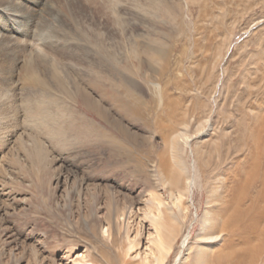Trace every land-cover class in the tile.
Returning a JSON list of instances; mask_svg holds the SVG:
<instances>
[{
    "label": "rangeland",
    "instance_id": "374dc122",
    "mask_svg": "<svg viewBox=\"0 0 264 264\" xmlns=\"http://www.w3.org/2000/svg\"><path fill=\"white\" fill-rule=\"evenodd\" d=\"M249 154L264 0H0V264H214Z\"/></svg>",
    "mask_w": 264,
    "mask_h": 264
},
{
    "label": "bare ground",
    "instance_id": "6f19581e",
    "mask_svg": "<svg viewBox=\"0 0 264 264\" xmlns=\"http://www.w3.org/2000/svg\"><path fill=\"white\" fill-rule=\"evenodd\" d=\"M126 96L132 103L139 105L138 100L132 95ZM138 112V110L134 111L135 114ZM260 161L251 156L244 159L243 168L244 163L240 162L242 163L239 166L240 170L233 169L236 171L232 172L230 181L220 186L222 194L216 198L218 207L211 226L220 235L223 248L215 256L214 264H262L264 257V166ZM255 183L259 184V188L255 189V194H252L250 189ZM193 185L194 178L192 177L190 186L193 187ZM187 232L182 236L184 242L188 236ZM157 238L160 243L162 240L159 234ZM174 239L175 236L171 241L169 240V246ZM147 261V256H144L142 264H149Z\"/></svg>",
    "mask_w": 264,
    "mask_h": 264
}]
</instances>
